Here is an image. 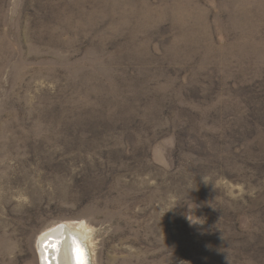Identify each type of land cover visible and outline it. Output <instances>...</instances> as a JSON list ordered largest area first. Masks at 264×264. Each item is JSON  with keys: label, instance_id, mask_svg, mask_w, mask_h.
<instances>
[{"label": "rangeland", "instance_id": "1", "mask_svg": "<svg viewBox=\"0 0 264 264\" xmlns=\"http://www.w3.org/2000/svg\"><path fill=\"white\" fill-rule=\"evenodd\" d=\"M261 92L264 0H0V264H264Z\"/></svg>", "mask_w": 264, "mask_h": 264}, {"label": "bare ground", "instance_id": "2", "mask_svg": "<svg viewBox=\"0 0 264 264\" xmlns=\"http://www.w3.org/2000/svg\"><path fill=\"white\" fill-rule=\"evenodd\" d=\"M84 229L80 222H70L59 224L42 233L37 240L40 264H72L74 256V261L78 260L77 251L69 242L65 230L79 241L91 264V252L86 244L88 234Z\"/></svg>", "mask_w": 264, "mask_h": 264}, {"label": "trees", "instance_id": "3", "mask_svg": "<svg viewBox=\"0 0 264 264\" xmlns=\"http://www.w3.org/2000/svg\"><path fill=\"white\" fill-rule=\"evenodd\" d=\"M256 95H257V98L248 99L249 101V103L247 101L248 114L245 117V121L248 119L249 120L246 122V125L243 124V126H241L240 130H237V132L239 131V134H240V132L245 130V127L246 129H248L246 130V132H244V135L246 136L248 141H251L254 143L255 148L251 149V151L255 150L256 152L255 160H258L259 163H261V162H264V156L261 157V154L264 152L263 151L264 147H262L258 143L260 142V139L258 138L260 136L264 137V92H261V94H256ZM206 148H205V152H206ZM243 155L241 156L243 157ZM242 162L245 163L244 159H242ZM255 164L256 163L254 162L252 165H255Z\"/></svg>", "mask_w": 264, "mask_h": 264}, {"label": "water", "instance_id": "4", "mask_svg": "<svg viewBox=\"0 0 264 264\" xmlns=\"http://www.w3.org/2000/svg\"><path fill=\"white\" fill-rule=\"evenodd\" d=\"M65 232H66L68 239L70 240L69 242L77 251V259L78 260L74 261V259H76V257L75 256L72 257V258H74L72 261V264H90L89 260H88V255H87L86 251L84 250V248L80 245L79 241L75 237H73L71 234H69L67 232V230H65Z\"/></svg>", "mask_w": 264, "mask_h": 264}]
</instances>
